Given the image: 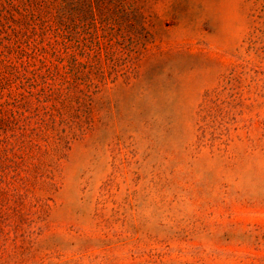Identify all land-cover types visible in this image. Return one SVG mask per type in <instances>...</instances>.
Returning a JSON list of instances; mask_svg holds the SVG:
<instances>
[{
    "label": "rangeland",
    "instance_id": "1",
    "mask_svg": "<svg viewBox=\"0 0 264 264\" xmlns=\"http://www.w3.org/2000/svg\"><path fill=\"white\" fill-rule=\"evenodd\" d=\"M0 264H264V0H0Z\"/></svg>",
    "mask_w": 264,
    "mask_h": 264
}]
</instances>
